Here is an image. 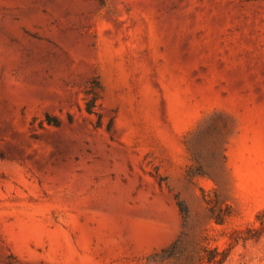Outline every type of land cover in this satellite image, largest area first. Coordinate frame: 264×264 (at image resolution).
Returning <instances> with one entry per match:
<instances>
[{
    "label": "rangeland",
    "instance_id": "obj_1",
    "mask_svg": "<svg viewBox=\"0 0 264 264\" xmlns=\"http://www.w3.org/2000/svg\"><path fill=\"white\" fill-rule=\"evenodd\" d=\"M262 207L264 0H0V264H264Z\"/></svg>",
    "mask_w": 264,
    "mask_h": 264
},
{
    "label": "trees",
    "instance_id": "obj_2",
    "mask_svg": "<svg viewBox=\"0 0 264 264\" xmlns=\"http://www.w3.org/2000/svg\"><path fill=\"white\" fill-rule=\"evenodd\" d=\"M93 106L94 99L87 103L86 110L90 113L94 112ZM202 194L209 205L212 218L215 222L223 224L234 213V207L231 203L227 201H217V204L213 205L211 201L206 199L208 192L205 189H202ZM182 210L185 211L186 208L182 206ZM256 222L259 223L256 224ZM262 235H264V207L257 211L255 220L252 223H248L244 227H236L233 229L231 243L235 244L239 241H246L248 239H258ZM229 252L230 250L228 247H200L196 260L199 264H223L227 260Z\"/></svg>",
    "mask_w": 264,
    "mask_h": 264
},
{
    "label": "bare ground",
    "instance_id": "obj_3",
    "mask_svg": "<svg viewBox=\"0 0 264 264\" xmlns=\"http://www.w3.org/2000/svg\"><path fill=\"white\" fill-rule=\"evenodd\" d=\"M105 199V198H104ZM105 206H106V208L110 211V212H112V213H121V214H123V213H126V212H124L125 211V209L123 210V208H122V201H121V199L120 198H118V197H116V196H113V197H109L107 200H106V202H105ZM124 207V206H123Z\"/></svg>",
    "mask_w": 264,
    "mask_h": 264
}]
</instances>
